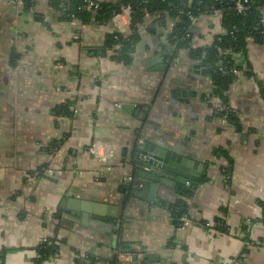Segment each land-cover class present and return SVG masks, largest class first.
I'll return each mask as SVG.
<instances>
[{
  "label": "crops",
  "instance_id": "crops-1",
  "mask_svg": "<svg viewBox=\"0 0 264 264\" xmlns=\"http://www.w3.org/2000/svg\"><path fill=\"white\" fill-rule=\"evenodd\" d=\"M33 2L0 0V263L32 264L37 245L55 238L59 249L42 264H75L86 254L96 258L88 264H107L119 241L136 250L139 261L130 264H264V97L257 82L239 73L229 84L236 131L213 116L221 101L204 96L211 89L207 75L189 71L195 62L150 16L133 61L123 64L96 50L108 32L129 33L127 10L103 25L84 24L62 20L49 0ZM192 31L193 46H205L222 31L220 19L201 15ZM161 52L171 65L166 74L158 69ZM243 58L235 56L237 63ZM247 59L264 83V41L247 40ZM183 88L195 94L172 96ZM67 102L71 115L56 114ZM63 137L56 150H45ZM138 139L204 165L192 195L162 185L151 200L130 195L122 179L136 178L126 162ZM95 140L106 142L111 154L103 147L100 156L91 153ZM217 148L231 159L229 176L223 172L229 160ZM40 166L52 172L39 175ZM106 167L111 173L100 175ZM123 187L128 197L109 234L60 208L64 197L114 204ZM177 199L188 209L178 225L171 216Z\"/></svg>",
  "mask_w": 264,
  "mask_h": 264
},
{
  "label": "trees",
  "instance_id": "trees-1",
  "mask_svg": "<svg viewBox=\"0 0 264 264\" xmlns=\"http://www.w3.org/2000/svg\"><path fill=\"white\" fill-rule=\"evenodd\" d=\"M27 7H33V0H21ZM88 0H49V6L56 10L62 20L68 21L78 19L84 24L95 23L106 24L115 15L125 8L129 9V33L124 34L119 31H111L106 34L101 47L96 50L103 55L109 54L112 58L123 64H130L133 61V52L136 44L141 39L140 28L143 26L147 16L153 20V24L166 31V39L176 49H185L190 61L200 64L207 69V77L210 80V94H204L208 100L209 96L217 97L221 101V108L214 111L213 116L223 117L232 124L236 131L240 130V124L236 112L229 106L227 90L239 73L253 78L264 97V83L256 76L253 68L247 59V40L252 38L256 42L264 41V0H240L248 6L243 11L236 9L237 0H101L98 7H88ZM218 10L220 12L221 32L213 35L212 40L205 46H193V24L191 16L212 15ZM171 20V27L168 21ZM146 29L150 26L145 25ZM165 32V31H164ZM242 54L244 60L237 63L236 54ZM237 71L238 73H236ZM71 103H63L55 107L58 115H71ZM67 133H65V136ZM64 140H51L46 146V151L52 152L57 149ZM217 155H223L229 160L227 167L223 169L225 175L231 173V159L223 148L216 149ZM43 167V166H42ZM44 169V168H43ZM41 166L38 169L39 175L43 174ZM179 192L183 196H190L193 193L191 187H180ZM264 219V202L261 201ZM188 209L182 199L171 206V216L178 225L181 218L186 217ZM216 226L226 229L221 219L216 218ZM244 227V226H243ZM55 238H49L40 242L36 249L38 256L34 258L32 264H42V262L58 251V244ZM129 251L133 254V249L125 241H119L115 250ZM3 258V250L0 251V260ZM96 261L92 254L85 257H77L75 264H88ZM107 264H123L114 253L112 259L106 260ZM0 264H3L1 262Z\"/></svg>",
  "mask_w": 264,
  "mask_h": 264
},
{
  "label": "water",
  "instance_id": "water-1",
  "mask_svg": "<svg viewBox=\"0 0 264 264\" xmlns=\"http://www.w3.org/2000/svg\"><path fill=\"white\" fill-rule=\"evenodd\" d=\"M164 54L161 52L156 57L158 69L166 74L171 69V65L170 62L163 61ZM189 71L207 75V69L198 63L191 64ZM194 94L195 91L190 88L172 91V96H178L180 100H187L185 96ZM181 96L185 98L183 99ZM134 110L139 113L138 108H134ZM126 163L133 168L136 176L132 182L126 184L131 187L130 195L146 200H151V192L158 189L160 185L174 186L176 192H179L180 187L196 188L204 168L202 163L192 161L174 151L156 145L150 139L132 144L131 156ZM133 185L134 187H132ZM122 191L123 197L113 202L114 204L64 197L60 208L80 217L81 221L92 229L109 234L113 225L117 223L116 218L121 216L128 197L125 187L122 188ZM132 260L138 263V256L134 254Z\"/></svg>",
  "mask_w": 264,
  "mask_h": 264
},
{
  "label": "built area",
  "instance_id": "built-area-1",
  "mask_svg": "<svg viewBox=\"0 0 264 264\" xmlns=\"http://www.w3.org/2000/svg\"><path fill=\"white\" fill-rule=\"evenodd\" d=\"M18 1H20V0H8L9 3H16V2H18ZM99 1H101V0H88V1H87V5H88V7L93 6L94 8H96V7H98V5H99ZM235 6H236V9H237L238 11H243V10H245V9L248 8V6L244 5V3L241 2L240 0H237V1H236V5H235ZM124 10H127V11L129 12V9H128V8H125ZM124 10H123V11H124ZM212 15H214V16H216V17H219V19H220V12H219L218 10H216L215 12H213ZM197 19H198V17L191 16V21H192L193 26L196 24ZM168 22H172V21L169 20ZM171 24H172V23H171ZM170 27H171V25H169V28H170ZM212 38H213V37H212ZM211 40H212V39H211ZM192 43H193V42H192ZM209 43H210V42H209ZM235 72L238 73L237 71H235ZM142 140H143V139H138V141H142ZM47 145H48V144H47ZM47 145H46V146H47ZM102 147L105 149L107 155H108V154H111L110 150H107L108 144H107L106 142H104V141H98V140L96 141V140H95V141L91 144V146L89 147V150L91 151V153L95 154L96 156H100V149H101ZM98 158H99V157H98ZM44 171H45V173L50 174V173L52 172V169H51L50 167L45 166ZM106 172L111 173L109 167H108V168L106 167L105 170L99 172V174L101 175V174H104V173H106ZM133 180H134V178H133L132 175H125V176L123 177V179H122V182H123L124 184H127V183L132 182ZM184 218H186V217L181 218V220H186V219H184ZM185 223H187V222H185ZM244 241H245V244H246L247 246H250V245L253 244V241H252L251 239H249V238H247V239L245 238ZM115 254H116L117 259H118L119 261H121V263H123V264H130V263L132 262V257H133V255H134L133 253H131V252H129V251H124V250H120V249H116V250H115Z\"/></svg>",
  "mask_w": 264,
  "mask_h": 264
}]
</instances>
